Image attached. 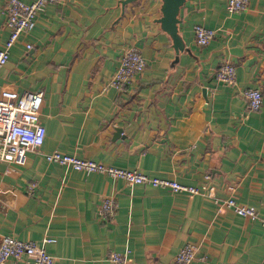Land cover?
<instances>
[{
    "label": "crops",
    "instance_id": "crops-1",
    "mask_svg": "<svg viewBox=\"0 0 264 264\" xmlns=\"http://www.w3.org/2000/svg\"><path fill=\"white\" fill-rule=\"evenodd\" d=\"M7 1L0 0V48L9 36ZM161 6L49 3L11 47L0 91L42 90L47 134L39 151L0 160V240L54 237L45 247L55 264H113V251L127 264H171L186 242L199 245L193 264H264V226L214 202L232 197L264 215V0L240 12L226 0H186L180 51L159 22ZM197 24L216 30L206 45L196 41ZM129 47L141 51L146 67L121 90L109 81ZM225 62L236 66L232 85L216 75ZM249 87L262 91L258 110L244 95ZM55 149L199 190L77 170L48 161L44 153ZM109 195L118 201L111 220L99 212Z\"/></svg>",
    "mask_w": 264,
    "mask_h": 264
},
{
    "label": "built area",
    "instance_id": "built-area-1",
    "mask_svg": "<svg viewBox=\"0 0 264 264\" xmlns=\"http://www.w3.org/2000/svg\"><path fill=\"white\" fill-rule=\"evenodd\" d=\"M250 0H226L227 9L231 12H240L248 8ZM61 0H8L5 5L6 23L9 36L0 48V72L10 58V49L18 41L23 32L30 31L35 25L39 12L45 10L49 3ZM195 38L199 45L208 44L216 30L211 26L197 24L194 26ZM28 48L31 44H28ZM146 67V60L136 47L125 49L119 56V61L109 84L124 90L132 79ZM217 78L230 85L236 81V66L225 62L217 70ZM251 110L262 107V91L256 87H249L244 91ZM44 93L42 90L23 89L21 91L4 88L0 91V160L14 161L22 150L39 151L43 145L47 129L42 121ZM50 162L70 165L77 170L100 172L114 178H122L129 184H150L168 188L173 191H187L198 193V187L182 183L174 178L151 176L136 169H125L69 154L60 149L44 153ZM209 177V176H208ZM34 183L29 185L33 189ZM218 211L225 207L251 220H257L264 226V215H260L253 205L239 203L234 198L214 197ZM118 210V201L115 195L104 197L100 205V215L111 220ZM54 237H45L43 241L23 240L6 234L0 240V264L10 258L25 257L29 264H55V257L47 250L45 243L54 242ZM199 245L186 242L183 244L171 264H193ZM113 264H127L125 254L113 251L109 255Z\"/></svg>",
    "mask_w": 264,
    "mask_h": 264
},
{
    "label": "water",
    "instance_id": "water-1",
    "mask_svg": "<svg viewBox=\"0 0 264 264\" xmlns=\"http://www.w3.org/2000/svg\"><path fill=\"white\" fill-rule=\"evenodd\" d=\"M133 1L136 0H121V3L124 7L126 4ZM185 2L186 0H162V16L159 18V22L161 23L162 29L172 37L176 51L185 49L184 41L178 31L181 21L179 12ZM117 131L121 132V129L118 128Z\"/></svg>",
    "mask_w": 264,
    "mask_h": 264
}]
</instances>
